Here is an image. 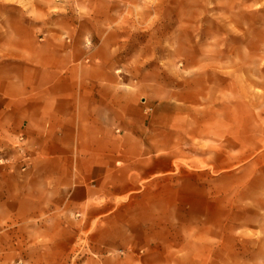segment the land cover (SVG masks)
Listing matches in <instances>:
<instances>
[{"label": "crops", "instance_id": "crops-1", "mask_svg": "<svg viewBox=\"0 0 264 264\" xmlns=\"http://www.w3.org/2000/svg\"><path fill=\"white\" fill-rule=\"evenodd\" d=\"M23 2L0 11V131L20 132L30 150L22 183L7 179L24 212L16 222L40 224L54 235L49 250L87 264H223L177 232L191 157L181 99L148 85L160 77L128 73L95 27L48 12L45 0ZM253 33L261 40L251 31V47Z\"/></svg>", "mask_w": 264, "mask_h": 264}, {"label": "rangeland", "instance_id": "rangeland-1", "mask_svg": "<svg viewBox=\"0 0 264 264\" xmlns=\"http://www.w3.org/2000/svg\"><path fill=\"white\" fill-rule=\"evenodd\" d=\"M45 1L48 12L95 27L94 40L109 43L128 73L160 77L148 85L181 99V148L191 157L175 215L187 249L202 260L264 264V18L250 14L264 0ZM19 3L0 0V11ZM251 31L261 34L252 50ZM19 133L0 131V264H87L49 250L54 235L40 224L16 222L24 212L8 200L7 179L17 174L21 184L30 165Z\"/></svg>", "mask_w": 264, "mask_h": 264}]
</instances>
